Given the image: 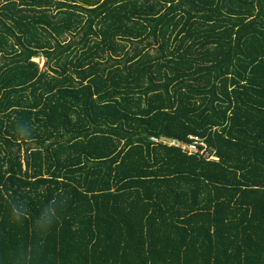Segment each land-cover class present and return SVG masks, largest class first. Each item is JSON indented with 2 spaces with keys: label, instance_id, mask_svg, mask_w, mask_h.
<instances>
[{
  "label": "trees",
  "instance_id": "16d2710c",
  "mask_svg": "<svg viewBox=\"0 0 264 264\" xmlns=\"http://www.w3.org/2000/svg\"><path fill=\"white\" fill-rule=\"evenodd\" d=\"M0 264H264V0H0Z\"/></svg>",
  "mask_w": 264,
  "mask_h": 264
},
{
  "label": "built area",
  "instance_id": "2783aa9c",
  "mask_svg": "<svg viewBox=\"0 0 264 264\" xmlns=\"http://www.w3.org/2000/svg\"><path fill=\"white\" fill-rule=\"evenodd\" d=\"M193 140L192 143L189 144H184L180 143L176 140H171V141H166L164 139H157V138H152V141L154 142H163V143H168L171 146H175L181 149L185 154L187 155H201L204 156L205 158H208L209 160L213 158L212 154L209 153V148L207 144L199 139L198 137H191Z\"/></svg>",
  "mask_w": 264,
  "mask_h": 264
},
{
  "label": "rangeland",
  "instance_id": "374dc122",
  "mask_svg": "<svg viewBox=\"0 0 264 264\" xmlns=\"http://www.w3.org/2000/svg\"><path fill=\"white\" fill-rule=\"evenodd\" d=\"M37 62L40 63V66L43 67L44 66V59H35Z\"/></svg>",
  "mask_w": 264,
  "mask_h": 264
}]
</instances>
